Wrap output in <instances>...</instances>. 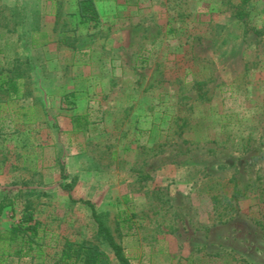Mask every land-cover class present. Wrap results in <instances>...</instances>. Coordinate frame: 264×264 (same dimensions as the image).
<instances>
[{"label":"rangeland","instance_id":"rangeland-1","mask_svg":"<svg viewBox=\"0 0 264 264\" xmlns=\"http://www.w3.org/2000/svg\"><path fill=\"white\" fill-rule=\"evenodd\" d=\"M119 2L95 25L78 0H0V75L26 94L0 95V234L28 203L42 238L6 264H61L65 240L120 264L86 202L131 264H264V0Z\"/></svg>","mask_w":264,"mask_h":264},{"label":"trees","instance_id":"trees-1","mask_svg":"<svg viewBox=\"0 0 264 264\" xmlns=\"http://www.w3.org/2000/svg\"><path fill=\"white\" fill-rule=\"evenodd\" d=\"M254 0H240L241 8L249 5ZM78 13L81 23L93 22L99 24L100 15L97 10L95 0H78ZM237 17L243 19L245 13L243 9L239 10ZM28 36L24 39L25 48L29 52H40L44 46L49 43V37L46 32L38 29H29ZM24 82L21 75H0V95H5L9 102L24 100L26 94L24 92ZM73 96V95H71ZM3 102L0 99V129L2 121ZM85 116H76L73 118L74 131L81 130L87 124ZM63 177H67L65 169H62ZM66 189H70L69 185H65ZM92 209V215L98 225V232L108 243L109 248L113 251L115 258L120 264H131L130 259L126 255L124 248L115 241L111 231L104 225V222L94 209L90 202H86ZM125 198L124 204H128ZM10 206L3 199L0 202V216L3 211ZM123 214V216H122ZM119 218V224L123 228L131 230L133 228L132 219L126 212H123ZM41 222L35 219L34 211L31 204L24 206L20 221L17 225L11 227L5 233L0 234V264H6L7 260L12 257L24 258L29 256L34 247L40 248L42 238L40 236ZM61 264H111L110 257L99 246L87 242H75L65 240L60 256Z\"/></svg>","mask_w":264,"mask_h":264},{"label":"crops","instance_id":"crops-1","mask_svg":"<svg viewBox=\"0 0 264 264\" xmlns=\"http://www.w3.org/2000/svg\"><path fill=\"white\" fill-rule=\"evenodd\" d=\"M118 2H119V0H95V4H96V7H97V10H98L99 15L101 17L104 16V8L109 9L110 7H113L115 9L117 4H118ZM43 32H46V31H43ZM48 37H49L48 38L49 39V43L46 46H44L41 51L42 52L44 51L45 54L47 55V59L50 60L51 56H50V54H48V51H50V52L53 51V49H52L53 48V40L50 38L49 35H48ZM51 71H53V70L51 69ZM73 95H75V93ZM83 106H84V103L79 98V101L76 102V106H75L77 109L75 108V109H73L71 111L63 112V114H61L58 117V121H59L60 127L66 129L67 131H74L73 118H74L75 115H83V113H86V109H84ZM32 121H34V119Z\"/></svg>","mask_w":264,"mask_h":264}]
</instances>
